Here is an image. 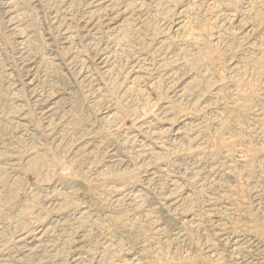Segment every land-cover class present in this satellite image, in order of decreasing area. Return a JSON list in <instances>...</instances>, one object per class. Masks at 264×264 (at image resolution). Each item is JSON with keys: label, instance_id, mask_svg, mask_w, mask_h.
Instances as JSON below:
<instances>
[{"label": "rangeland", "instance_id": "obj_1", "mask_svg": "<svg viewBox=\"0 0 264 264\" xmlns=\"http://www.w3.org/2000/svg\"><path fill=\"white\" fill-rule=\"evenodd\" d=\"M0 264H264V0H0Z\"/></svg>", "mask_w": 264, "mask_h": 264}]
</instances>
